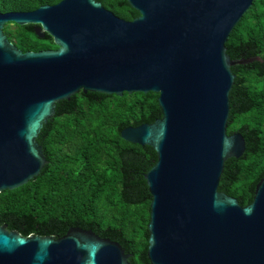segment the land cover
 I'll use <instances>...</instances> for the list:
<instances>
[{
    "label": "water",
    "instance_id": "1",
    "mask_svg": "<svg viewBox=\"0 0 264 264\" xmlns=\"http://www.w3.org/2000/svg\"><path fill=\"white\" fill-rule=\"evenodd\" d=\"M125 21L96 0H62L32 12L0 13V193L24 186L48 164L36 139L71 97L158 95L161 117L120 132L151 147L150 264H264V178L250 205L218 192L228 159L245 152L228 135L234 83L226 41L254 0H124ZM7 24L34 25L56 50L22 52ZM117 242L70 228L62 238L22 237L0 226V264H130Z\"/></svg>",
    "mask_w": 264,
    "mask_h": 264
},
{
    "label": "trees",
    "instance_id": "2",
    "mask_svg": "<svg viewBox=\"0 0 264 264\" xmlns=\"http://www.w3.org/2000/svg\"><path fill=\"white\" fill-rule=\"evenodd\" d=\"M62 0H0V13L32 12ZM118 18L138 15L124 0H96ZM34 25L7 24L4 35L22 52L53 50L46 35L35 36ZM226 53L233 62L229 92L228 135L240 133L245 152L228 159L218 192L251 204L264 178V0H254L230 33ZM155 93L122 96L80 92L55 105L37 144L48 162L22 187L0 193V226L22 237L62 238L70 228L92 231L117 242L130 264L147 260L151 196L143 178L155 164L148 146L125 142L127 127L152 124L161 117Z\"/></svg>",
    "mask_w": 264,
    "mask_h": 264
},
{
    "label": "flooded vegetation",
    "instance_id": "3",
    "mask_svg": "<svg viewBox=\"0 0 264 264\" xmlns=\"http://www.w3.org/2000/svg\"><path fill=\"white\" fill-rule=\"evenodd\" d=\"M136 17H138V15H137ZM136 17H134L133 19H135ZM133 19H132V20H133ZM56 49H57V48H56ZM56 49H53V50H56Z\"/></svg>",
    "mask_w": 264,
    "mask_h": 264
}]
</instances>
